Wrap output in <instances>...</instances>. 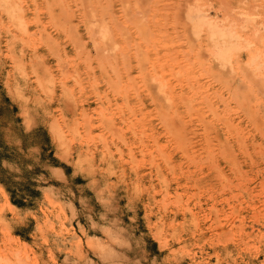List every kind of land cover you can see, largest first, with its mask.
Listing matches in <instances>:
<instances>
[{
  "label": "rangeland",
  "instance_id": "obj_1",
  "mask_svg": "<svg viewBox=\"0 0 264 264\" xmlns=\"http://www.w3.org/2000/svg\"><path fill=\"white\" fill-rule=\"evenodd\" d=\"M0 75V264H264V0H0Z\"/></svg>",
  "mask_w": 264,
  "mask_h": 264
},
{
  "label": "crops",
  "instance_id": "obj_2",
  "mask_svg": "<svg viewBox=\"0 0 264 264\" xmlns=\"http://www.w3.org/2000/svg\"><path fill=\"white\" fill-rule=\"evenodd\" d=\"M25 61L26 60H30L32 58H28V57H24ZM25 67H24V70L26 72L29 73V71H33L32 68L29 67V63L28 62H25L24 63ZM36 77H39L40 80H45L43 77L45 76V69L42 67V68H38L36 70ZM29 75V74H28ZM31 77L33 75V73L30 74ZM1 76V75H0ZM34 78H29L27 81H26V92H24L28 99V102H29V105H28V108L29 111H28V115H32L31 117L32 118H29L30 121H32L31 123L33 124L32 127L28 128V131H32L36 128H38V125L41 127L42 125V128L45 129L46 127L43 126L44 124L42 123H39L41 122L45 117L44 115V112H43V109L45 108H49L48 110V113L50 115H46L47 117H51L53 118L55 116V111L56 109H58L59 107V98L56 97V91H57V88L53 90V96H52V99L51 100H46V98L43 96L42 94V91L38 88V85L34 84ZM0 85L3 87L4 89V92H5V100H8L10 102V106L12 109H15L16 111V118L19 117V118H22L23 119V114H24V103L21 104V102L19 101L20 98H19V95H18V92L15 90L14 86L13 87H10L7 85V81L5 82L2 81L0 79ZM29 115V116H30ZM25 122V120H24ZM38 124H36V123ZM49 126H47V130L49 131ZM27 151L29 152H35L37 154L40 153V148L38 147H32V148H29ZM55 156V155H54ZM56 170H58L57 168H54Z\"/></svg>",
  "mask_w": 264,
  "mask_h": 264
},
{
  "label": "bare ground",
  "instance_id": "obj_3",
  "mask_svg": "<svg viewBox=\"0 0 264 264\" xmlns=\"http://www.w3.org/2000/svg\"><path fill=\"white\" fill-rule=\"evenodd\" d=\"M221 3H222V2H221ZM227 7H228V6H227ZM227 7H226V8H227ZM224 8H225V7H224ZM189 16H190V15H189ZM222 35H223V34H222ZM222 35H221V36H222ZM221 36H220V38H221ZM231 37H232V36H231ZM222 43H223V41H222ZM224 44H225V43H224ZM228 44H229V43H228ZM215 46H217V45H215ZM219 46H220V45H219ZM229 46H230V45H229ZM220 47H221V46H220ZM220 47H219V48H220ZM226 47H227V46H226ZM233 47H234V46H233ZM232 49H233V48H232ZM223 50H224V49H223ZM223 50H222V51H223ZM233 50H234V49H233Z\"/></svg>",
  "mask_w": 264,
  "mask_h": 264
}]
</instances>
